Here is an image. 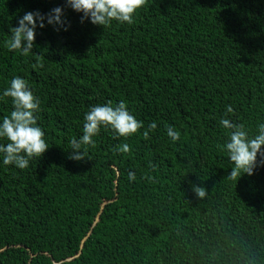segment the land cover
I'll list each match as a JSON object with an SVG mask.
<instances>
[{
  "label": "trees",
  "instance_id": "1",
  "mask_svg": "<svg viewBox=\"0 0 264 264\" xmlns=\"http://www.w3.org/2000/svg\"><path fill=\"white\" fill-rule=\"evenodd\" d=\"M58 5L0 0V93L29 81L49 143L26 169L0 154V264H264V157L233 179L219 124L228 105L237 123L264 121V0H144L105 28L65 7L70 27L38 28L36 55L7 48L26 11ZM121 100L144 129L102 128L71 159L84 114ZM12 108L0 99V119Z\"/></svg>",
  "mask_w": 264,
  "mask_h": 264
},
{
  "label": "clouds",
  "instance_id": "2",
  "mask_svg": "<svg viewBox=\"0 0 264 264\" xmlns=\"http://www.w3.org/2000/svg\"><path fill=\"white\" fill-rule=\"evenodd\" d=\"M143 4L144 0H65V5H58L47 13L40 10L26 11L18 19L17 25L10 28L11 34L6 46L23 55H36L32 50L36 46L38 28L51 25L57 30L63 28L67 31L70 27L65 7L82 13V23L90 21L105 28L113 21L131 24ZM3 98H11L13 108L10 114L0 119V141H6L0 142L2 162L26 169L33 158L41 157L49 149L46 132L38 123L41 99L34 93L29 81L20 75L14 76L9 86L0 93V99ZM233 111V107L228 105L225 114L219 118V124L226 130L227 139L221 147L233 162L231 177L236 179L242 174L253 173L258 154L264 157V121L258 122L253 130L245 123H237L230 118L228 114ZM157 127V122L153 120L144 130V136L147 137ZM102 128H111L116 136L128 138L144 129V121L130 111L124 100L116 105L111 102L95 104L84 114L82 135L73 137L70 141V158L81 160L87 157L84 146L94 145L95 137ZM166 132L173 142L180 140L181 133L174 125H168ZM129 149L130 145L126 142L117 146L120 152H127ZM128 179L135 181V172L130 171ZM193 191L199 198L207 196L205 187L193 185Z\"/></svg>",
  "mask_w": 264,
  "mask_h": 264
}]
</instances>
